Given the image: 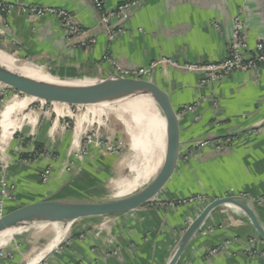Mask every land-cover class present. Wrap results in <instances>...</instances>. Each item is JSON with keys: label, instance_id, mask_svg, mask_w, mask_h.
Returning <instances> with one entry per match:
<instances>
[{"label": "crops", "instance_id": "crops-1", "mask_svg": "<svg viewBox=\"0 0 264 264\" xmlns=\"http://www.w3.org/2000/svg\"><path fill=\"white\" fill-rule=\"evenodd\" d=\"M123 1L104 0L108 9ZM0 3L14 5L8 13L0 9L1 48L44 63L57 79H95L116 66L137 69L162 57L179 63L221 61L238 16L251 50L264 38V0H142L113 40L91 0ZM26 3L71 11L85 34H66L56 17L21 14L17 6ZM87 37L97 42L82 46ZM203 76L160 63L148 77L169 94L183 141L173 176L151 202L127 212L59 221L62 227L54 225L50 236L27 232L4 247L13 257L0 264H167L189 224L210 202L228 195L253 203L264 225V69L234 71L207 83ZM27 97L13 96L0 106V153L15 186L5 212L43 199L110 197L106 181L120 165L93 144L88 155L76 156L90 126L87 116H75V105L63 102L47 114L27 104ZM203 139H222L226 147H196ZM47 152L55 160L44 182ZM1 177L0 168V189ZM198 195L204 199L187 200ZM57 234L62 236L52 250L34 261ZM226 241L222 251L208 254ZM263 249L264 238L249 217L223 204L210 212L176 264H264V255L249 252Z\"/></svg>", "mask_w": 264, "mask_h": 264}, {"label": "water", "instance_id": "water-1", "mask_svg": "<svg viewBox=\"0 0 264 264\" xmlns=\"http://www.w3.org/2000/svg\"><path fill=\"white\" fill-rule=\"evenodd\" d=\"M0 81L31 98L66 104L103 103L109 96L119 94L149 96L155 101L163 117L166 144L164 157L156 172L134 191L122 196L105 198H51L29 202L0 217V232L10 226L22 227L35 222H69L89 216L131 211L151 202L173 176L183 144L179 115L169 94L155 82L149 79L123 77L115 73L90 80L49 81L15 72L2 65ZM223 204H232L240 208L264 238V225L255 205L242 196H223L210 202L189 224L167 264L178 262L210 212Z\"/></svg>", "mask_w": 264, "mask_h": 264}, {"label": "built area", "instance_id": "built-area-1", "mask_svg": "<svg viewBox=\"0 0 264 264\" xmlns=\"http://www.w3.org/2000/svg\"><path fill=\"white\" fill-rule=\"evenodd\" d=\"M95 5L102 24L105 26L108 38L110 40L115 39V37L119 33H123L124 23L127 22L133 12V8L135 5L142 0H125L119 3L115 8L108 9L105 6L104 0H91ZM14 5L0 3V9L3 13H8L10 9H13ZM19 12L23 15L30 16L32 18H44L48 16L56 17L59 19L61 27L64 32L68 35L81 36L85 34V30L83 27L78 25L74 21V16L71 11L57 7L53 5H36L26 3L23 5L17 6ZM234 32L229 40L228 53L225 59L217 62L210 63H179L171 58L162 57L157 61H154L149 66L140 67L137 69L125 68L122 66H116L114 68L113 73L118 74L123 77H133L140 79H148L152 74V70L160 63H167L172 66L182 67L188 71L202 73L204 76L202 78L203 83L211 82L215 79H219L224 75L232 73L234 71H256L259 69H264V38L260 39L253 50L249 48L248 42L243 34V26L241 17L238 16L234 20ZM7 26V24H5ZM97 42L96 37H87L81 41V45L88 47L92 46ZM108 58V55L105 56ZM14 90L12 87L7 85L4 82L0 81V106L3 105L8 100L9 90ZM24 95V94H23ZM19 97L18 95H15ZM32 105L39 106L45 113H51V110L54 111L55 103L52 101H46L39 98H33L30 102ZM194 105L188 106L189 110H192ZM63 116L64 113H62ZM198 119V118H196ZM71 122H67V125L70 126ZM112 141H108L106 137L103 141L102 137H100V129L99 127L96 129L86 130L83 134V145L80 151L76 154V156H85L89 154L90 145H94L97 148H104L109 152H117L120 149V146L111 143ZM210 144L215 145L217 149H223L226 146L225 141L222 139L217 140H205V141H197L195 142L196 147H205ZM33 152V151H32ZM30 158L35 157L36 153L29 154ZM46 159H49L50 163L47 165L45 172L43 173V181H48L50 174L53 169L52 162L55 160V156L51 153H45ZM188 158L189 156H185ZM28 161L29 159H24ZM74 165V159L70 163V168ZM0 168L2 171L1 177V189H0V217H2L5 212V203L6 199L11 198L13 196L15 186L11 185L8 182L7 178V165L4 156L0 153ZM69 168V169H70ZM203 196H194L187 199L189 202L191 201H201L203 200ZM230 241H226L224 244L216 246L209 250L208 254H217L222 251L226 245ZM250 254H260L264 255V249L260 251H249ZM13 257V253L8 250H4V248H0V263L8 258Z\"/></svg>", "mask_w": 264, "mask_h": 264}, {"label": "bare ground", "instance_id": "bare-ground-1", "mask_svg": "<svg viewBox=\"0 0 264 264\" xmlns=\"http://www.w3.org/2000/svg\"><path fill=\"white\" fill-rule=\"evenodd\" d=\"M8 52V50L0 49V65L5 68L34 78L49 81L57 80L52 74L44 72L45 70L40 66L31 63H22L23 65L21 64V66L17 65L16 62L18 61ZM119 95L109 96L108 99L112 100L104 101V104L112 112H119L121 115H129L130 119H125L124 121L126 123L127 131L131 136V148L138 152L141 146L144 145L145 147V159L135 167V176L131 179L117 178L112 181L113 187L117 190L116 195L122 196L134 191L156 172L164 157L166 144L165 123L155 101L149 96H133L128 94ZM27 98V104L33 100L31 97ZM156 156L158 158L156 162H154L153 157ZM19 228L21 227H7L0 232V237H11ZM60 236L62 235L57 234L47 249L39 255L38 258L34 259V261H38L52 250Z\"/></svg>", "mask_w": 264, "mask_h": 264}, {"label": "rangeland", "instance_id": "rangeland-1", "mask_svg": "<svg viewBox=\"0 0 264 264\" xmlns=\"http://www.w3.org/2000/svg\"><path fill=\"white\" fill-rule=\"evenodd\" d=\"M0 49L1 48L0 46ZM10 55H12L18 62H16L17 65L21 66L23 63H31L37 66H40L42 69H44V72H47L50 74V71L48 70V67L44 63H40L36 60L19 56L16 53L8 52ZM21 63H20V62ZM22 64V65H23ZM15 95H18L19 97H23L24 95L19 91L9 90L8 99L10 97H13ZM111 101L112 99H106V101ZM116 103V102H115ZM73 107V113L75 116L78 117H86L88 119V122L90 123L89 129H96L99 127L100 129V137H102L103 141L107 137L108 141H112L111 143H114L118 146H120V149L117 150V152H109L108 150L104 148H99L98 151L101 152V154L107 155L109 158L111 157L113 160V163H118L119 169L113 170L114 175L109 177V179L106 181L108 187L110 188V194L109 196H115L117 193V190L112 185V181L117 178H133L135 175V167H137L142 160L145 159L144 152L145 147L144 145L140 147L138 152L133 150L131 148V136L127 131L125 119L129 120V115H121L119 112H112L108 109V107L103 103H84V104H74ZM117 115V116H116ZM74 116V117H75ZM76 119V118H74ZM103 150V151H102ZM157 156L153 157L154 162L157 160ZM121 163V164H120ZM58 223V224H57ZM54 225L61 226L63 223L59 221L54 222H35V223H29L25 224L21 228L17 229V231L13 234V236H6V237H0V248L6 247L10 243V241L13 238H17L20 235H23L27 232L37 231L39 234L48 235L50 236V229H54ZM5 239V241H4Z\"/></svg>", "mask_w": 264, "mask_h": 264}]
</instances>
